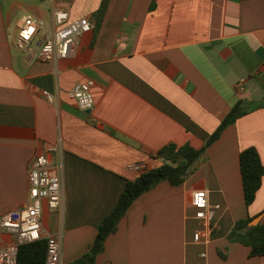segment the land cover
<instances>
[{"label":"crops","instance_id":"1","mask_svg":"<svg viewBox=\"0 0 264 264\" xmlns=\"http://www.w3.org/2000/svg\"><path fill=\"white\" fill-rule=\"evenodd\" d=\"M102 3L0 0V217L25 204L29 166L46 156L65 183L61 216L43 217L45 228L63 229V264L89 251L140 177L133 166L161 167L153 155L169 144L201 149L239 100L264 101V0H110L101 17ZM59 9L95 30L69 59L29 63L17 47L20 20L52 23ZM84 82L93 83L92 111L73 95ZM250 147L264 164V108L227 128L185 184L163 182L137 199L95 264H264L227 241L238 220L264 211V178L245 205L240 154ZM197 190L208 192L207 224L195 218Z\"/></svg>","mask_w":264,"mask_h":264},{"label":"built area","instance_id":"2","mask_svg":"<svg viewBox=\"0 0 264 264\" xmlns=\"http://www.w3.org/2000/svg\"><path fill=\"white\" fill-rule=\"evenodd\" d=\"M18 28L17 47L29 63H57L73 55L81 39L95 30V24L86 17L72 19L69 9H59L53 13L52 23L28 15L20 20ZM243 83L244 80L238 86L240 93L244 91ZM92 87V82L74 86L73 95L80 110L94 109ZM47 96L50 102H55L51 95ZM53 169L46 156L36 157L28 169L29 188L25 204L0 217V264H18L20 248L41 241H46L45 264H63V229L53 232L43 223L45 209L61 216L65 206L64 179ZM133 169L141 174L147 171L143 164L135 165ZM192 206L199 222L207 224L211 221L213 209L207 191H194ZM5 235L15 240L10 242ZM200 236V233L195 234L194 240L199 242Z\"/></svg>","mask_w":264,"mask_h":264},{"label":"trees","instance_id":"3","mask_svg":"<svg viewBox=\"0 0 264 264\" xmlns=\"http://www.w3.org/2000/svg\"><path fill=\"white\" fill-rule=\"evenodd\" d=\"M109 2L110 0H103L99 10L101 17L106 12ZM260 108H264V101L251 103L239 100L201 149H195L190 144L183 146L169 144L153 155V158L161 159L163 165L143 172L135 181L127 182L118 205L101 222L89 252L73 264H95L98 256L105 251L107 239L118 231L122 219L137 199L163 182H169L173 187L185 184L197 172L198 164L206 159L209 149L220 140L225 130L243 116ZM240 171L245 205L249 208L255 202L264 178V164L256 148L250 147L240 154ZM262 216L264 211L257 217L238 220L227 236L230 244H240L249 248L251 258L264 257V224L249 227L252 221ZM45 261L46 241L23 245L20 248L18 264H45Z\"/></svg>","mask_w":264,"mask_h":264},{"label":"rangeland","instance_id":"4","mask_svg":"<svg viewBox=\"0 0 264 264\" xmlns=\"http://www.w3.org/2000/svg\"><path fill=\"white\" fill-rule=\"evenodd\" d=\"M69 241H68V238L66 237V239H65V237H64V248H63V260L64 261H66L67 260V253H70L71 252V250H69V243H68ZM80 252H82V251H80ZM79 251L78 252H76V254H82V253H80ZM89 251H87L85 254H87ZM84 254V255H85ZM84 255H82L80 258H82ZM79 258V259H80ZM67 262V261H66ZM75 262V261H74ZM73 262V263H74Z\"/></svg>","mask_w":264,"mask_h":264},{"label":"water","instance_id":"5","mask_svg":"<svg viewBox=\"0 0 264 264\" xmlns=\"http://www.w3.org/2000/svg\"><path fill=\"white\" fill-rule=\"evenodd\" d=\"M261 218H262V217H259V218L255 219L254 221H252V222L250 223L249 227H256L257 225H259L260 222H261Z\"/></svg>","mask_w":264,"mask_h":264}]
</instances>
